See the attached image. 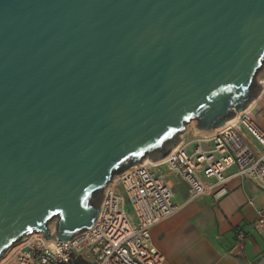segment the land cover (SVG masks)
<instances>
[{
	"label": "water",
	"instance_id": "obj_1",
	"mask_svg": "<svg viewBox=\"0 0 264 264\" xmlns=\"http://www.w3.org/2000/svg\"><path fill=\"white\" fill-rule=\"evenodd\" d=\"M263 64L264 0H0V258L90 229L114 175L221 129Z\"/></svg>",
	"mask_w": 264,
	"mask_h": 264
},
{
	"label": "built area",
	"instance_id": "obj_2",
	"mask_svg": "<svg viewBox=\"0 0 264 264\" xmlns=\"http://www.w3.org/2000/svg\"><path fill=\"white\" fill-rule=\"evenodd\" d=\"M237 125L256 147L229 126L181 141L162 165L186 184L187 203L203 196L222 197L231 179L252 182L264 190V133L244 111L238 114ZM162 166L136 164L117 174L102 191L99 215L90 229L58 242L34 233L36 239L15 246L0 264H163L150 232L180 206L173 203L171 182L161 173ZM234 233L239 242L250 233L264 243V206L257 209L247 231L236 228ZM255 264H264V250Z\"/></svg>",
	"mask_w": 264,
	"mask_h": 264
},
{
	"label": "crops",
	"instance_id": "obj_3",
	"mask_svg": "<svg viewBox=\"0 0 264 264\" xmlns=\"http://www.w3.org/2000/svg\"><path fill=\"white\" fill-rule=\"evenodd\" d=\"M260 70L247 114L264 133V64ZM231 126L249 146L256 147L237 122ZM171 186L173 203L180 209L150 232L154 248L164 258L163 264H255L264 250L263 240L249 233L239 242L234 230L247 231L254 222L257 209L264 206V190L252 182L231 179L222 197L203 196L187 203L186 184L179 180L171 182Z\"/></svg>",
	"mask_w": 264,
	"mask_h": 264
},
{
	"label": "rangeland",
	"instance_id": "obj_4",
	"mask_svg": "<svg viewBox=\"0 0 264 264\" xmlns=\"http://www.w3.org/2000/svg\"><path fill=\"white\" fill-rule=\"evenodd\" d=\"M261 71H262V69L260 70V72ZM260 72H258L259 75H260ZM254 91H256V88H254ZM197 134H198V132L195 130V122H190L189 124L186 125L185 130L183 132L179 133L169 144H167L165 146V149H167L169 147H174L176 144L181 143V141H192V139H194V137ZM145 158L150 159L149 157H145ZM136 164H140V162L139 163H136ZM136 164H133V165H136ZM159 169H160L161 173L165 176V178L167 180H169L170 182H177V181H179V179L175 178L174 176H172V175H170L168 173V171L166 170V167L165 166H162ZM116 175H114V176H116ZM112 178H114V177H112ZM53 225H54V223H51L50 229H53ZM29 237H30V235L27 236V237H25V239H27ZM36 238H37L36 236H32L31 237V239H33V240L36 239ZM14 245H12L9 249L6 250V252L4 253V255L0 258V261H2L6 256H10V253L12 252V250L14 248L13 247ZM10 249H11V251H9Z\"/></svg>",
	"mask_w": 264,
	"mask_h": 264
},
{
	"label": "bare ground",
	"instance_id": "obj_5",
	"mask_svg": "<svg viewBox=\"0 0 264 264\" xmlns=\"http://www.w3.org/2000/svg\"><path fill=\"white\" fill-rule=\"evenodd\" d=\"M263 87H264V83H263ZM251 108H252V103L245 108L244 112H246V113L250 112L251 111ZM236 122H238V114L232 120L228 121L221 129H224V128H227V127H229L231 125H234ZM179 145H180V143L179 144H176L174 147H172L170 153L166 157H164V158L150 160V159L144 157L145 159L143 158V160L140 162V164H142V165H149L151 167L162 166V165H164L167 162L169 156H171L175 152V150L177 149V147ZM113 177L115 178V176H113ZM112 179L113 178H111V180ZM33 235H34V233L30 234V237L29 238H31V236H33ZM29 238L22 239L17 244H15L13 247L17 246L18 244L27 242L29 240ZM9 251H11V249Z\"/></svg>",
	"mask_w": 264,
	"mask_h": 264
}]
</instances>
